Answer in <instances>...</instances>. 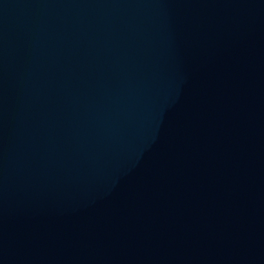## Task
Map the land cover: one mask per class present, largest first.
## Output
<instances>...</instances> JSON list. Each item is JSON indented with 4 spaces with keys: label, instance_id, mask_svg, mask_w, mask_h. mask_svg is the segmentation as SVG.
I'll return each instance as SVG.
<instances>
[{
    "label": "water",
    "instance_id": "water-1",
    "mask_svg": "<svg viewBox=\"0 0 264 264\" xmlns=\"http://www.w3.org/2000/svg\"><path fill=\"white\" fill-rule=\"evenodd\" d=\"M0 264H264V0H0Z\"/></svg>",
    "mask_w": 264,
    "mask_h": 264
}]
</instances>
